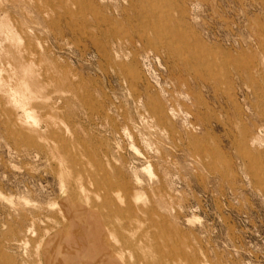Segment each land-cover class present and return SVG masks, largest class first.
<instances>
[{"label": "rangeland", "instance_id": "374dc122", "mask_svg": "<svg viewBox=\"0 0 264 264\" xmlns=\"http://www.w3.org/2000/svg\"><path fill=\"white\" fill-rule=\"evenodd\" d=\"M66 243L264 264V0H0V264Z\"/></svg>", "mask_w": 264, "mask_h": 264}, {"label": "crops", "instance_id": "0c3cea01", "mask_svg": "<svg viewBox=\"0 0 264 264\" xmlns=\"http://www.w3.org/2000/svg\"><path fill=\"white\" fill-rule=\"evenodd\" d=\"M114 259L108 256L103 257L101 262H108ZM45 264H92L83 253V248L73 243H66L65 247L57 249V256H51L48 249L44 251ZM109 260V261H110Z\"/></svg>", "mask_w": 264, "mask_h": 264}]
</instances>
